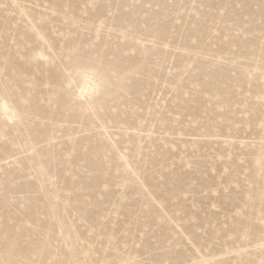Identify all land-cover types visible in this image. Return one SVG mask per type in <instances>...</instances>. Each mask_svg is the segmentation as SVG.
I'll return each instance as SVG.
<instances>
[{"label": "rangeland", "instance_id": "374dc122", "mask_svg": "<svg viewBox=\"0 0 264 264\" xmlns=\"http://www.w3.org/2000/svg\"><path fill=\"white\" fill-rule=\"evenodd\" d=\"M262 20L261 0H0V264H261ZM69 46L112 61L81 65L103 105L83 72L60 95Z\"/></svg>", "mask_w": 264, "mask_h": 264}, {"label": "snow or ice", "instance_id": "6c2138e0", "mask_svg": "<svg viewBox=\"0 0 264 264\" xmlns=\"http://www.w3.org/2000/svg\"><path fill=\"white\" fill-rule=\"evenodd\" d=\"M238 6L243 7L242 4ZM261 7L264 8V0H261ZM262 23H264V20H262ZM41 39H43V37H41ZM86 62L92 66L100 63L105 66H111L112 64V61L109 59L106 53L101 54L97 52L95 53V55H92L88 52H81L80 50L73 49L71 46H69V51L61 54L56 61L59 68V71L57 73V81L59 83L60 95L62 97L65 95V93H67L66 89L70 87L71 81L75 75L81 72H83L86 76L88 75V70L81 67V65ZM92 70L94 71V68ZM111 74L112 73L110 72L109 75ZM4 83L10 89L13 87V84L10 80L6 79ZM106 99L107 93L100 92L96 97V104L103 105ZM23 103L26 104V102ZM262 231H264V228H262ZM141 264H155V262L144 260L141 262ZM159 264H164V262L160 261ZM167 264H173V262L168 261ZM190 264H200V262L190 260ZM261 264H264V261H262Z\"/></svg>", "mask_w": 264, "mask_h": 264}, {"label": "clouds", "instance_id": "9594fccd", "mask_svg": "<svg viewBox=\"0 0 264 264\" xmlns=\"http://www.w3.org/2000/svg\"><path fill=\"white\" fill-rule=\"evenodd\" d=\"M81 84H82V91L85 92V102L90 101L92 98H94L95 95H97L101 89V85L99 82H97V79L92 77L91 75H83L81 77ZM87 90V91H85ZM89 92L91 93L89 95ZM8 105H5V108H7Z\"/></svg>", "mask_w": 264, "mask_h": 264}]
</instances>
